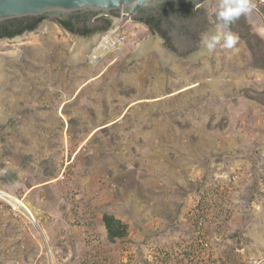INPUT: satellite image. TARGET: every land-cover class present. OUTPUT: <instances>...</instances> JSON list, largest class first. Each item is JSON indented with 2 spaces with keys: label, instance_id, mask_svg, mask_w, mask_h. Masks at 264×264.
Segmentation results:
<instances>
[{
  "label": "rangeland",
  "instance_id": "374dc122",
  "mask_svg": "<svg viewBox=\"0 0 264 264\" xmlns=\"http://www.w3.org/2000/svg\"><path fill=\"white\" fill-rule=\"evenodd\" d=\"M43 27L29 39L41 94L0 103V264H185L200 219L216 263L261 248L264 9L229 26L232 48L169 67L133 57L142 23L120 28L121 53L76 66L75 40ZM105 214L126 238L108 240Z\"/></svg>",
  "mask_w": 264,
  "mask_h": 264
},
{
  "label": "flooded vegetation",
  "instance_id": "af4514ba",
  "mask_svg": "<svg viewBox=\"0 0 264 264\" xmlns=\"http://www.w3.org/2000/svg\"><path fill=\"white\" fill-rule=\"evenodd\" d=\"M210 4L208 0L197 2L168 0L150 9L142 10L134 20H125L123 14L117 12L111 14L79 12L65 20L70 26H63L61 22L64 21L49 15L1 22L0 43L6 44L0 49V103L8 97L38 98L41 94L36 91V88L41 87V82L35 77L38 76L39 71L30 65L29 57H34L35 53L38 56L43 47L41 43L33 44L29 39L48 34L43 27L45 22L47 24L56 21L59 29L75 40L74 46L69 48L72 66L88 63L87 58H91L95 53L93 48L95 50L104 48L107 31L112 29L109 32V35H112L114 30L122 28L128 22L142 23L149 32V38L138 46L133 57L144 58L155 55L166 67L174 63L200 64L204 59H211L216 54V48L208 53L200 43L201 34H212L217 22L209 14ZM78 41L83 44L88 43L89 47L85 48V53L77 61L72 62V50L75 49ZM90 41L93 43L89 44ZM7 46L9 48H6ZM2 111L8 115L4 109Z\"/></svg>",
  "mask_w": 264,
  "mask_h": 264
},
{
  "label": "water",
  "instance_id": "95a60500",
  "mask_svg": "<svg viewBox=\"0 0 264 264\" xmlns=\"http://www.w3.org/2000/svg\"><path fill=\"white\" fill-rule=\"evenodd\" d=\"M171 1L197 2L200 0ZM163 2L168 0H0V23L45 15L65 21L69 16L79 12L102 14L117 12L122 13L125 20H134L142 10L150 9Z\"/></svg>",
  "mask_w": 264,
  "mask_h": 264
},
{
  "label": "built area",
  "instance_id": "2783aa9c",
  "mask_svg": "<svg viewBox=\"0 0 264 264\" xmlns=\"http://www.w3.org/2000/svg\"><path fill=\"white\" fill-rule=\"evenodd\" d=\"M255 2V3H254ZM251 2L256 10L258 6L264 9V0H254ZM112 31L110 29L107 35L104 37L106 41L103 44L104 48H108L107 54L105 57H102L100 62L106 58L108 55L114 52H122L123 45L125 43V36L119 35L118 32L120 28L113 33V35H109V32ZM95 52V49L93 48ZM89 56V55H88ZM93 57V56H92ZM101 58V57H100ZM87 61L92 64L91 60L87 58ZM99 62V63H100ZM208 225L206 221L200 219L195 223L194 226V236L191 239L190 246L191 248L186 249L185 253H183L185 264H264V236L261 239V248H257L255 251L245 252L239 251L240 255L236 254L235 258L226 259L223 263H216L215 256L213 253H210V247L212 246V239L208 236ZM245 252V253H244ZM244 253V254H243ZM182 258V259H183ZM182 264V263H181Z\"/></svg>",
  "mask_w": 264,
  "mask_h": 264
},
{
  "label": "clouds",
  "instance_id": "9594fccd",
  "mask_svg": "<svg viewBox=\"0 0 264 264\" xmlns=\"http://www.w3.org/2000/svg\"><path fill=\"white\" fill-rule=\"evenodd\" d=\"M254 7L251 0H219L214 32L201 34L200 43L203 48L208 53L213 52L217 45L232 48L238 37L229 30V26L241 15H250Z\"/></svg>",
  "mask_w": 264,
  "mask_h": 264
},
{
  "label": "trees",
  "instance_id": "16d2710c",
  "mask_svg": "<svg viewBox=\"0 0 264 264\" xmlns=\"http://www.w3.org/2000/svg\"><path fill=\"white\" fill-rule=\"evenodd\" d=\"M61 24L63 26H70V23L66 21L61 22ZM103 223L107 232V238L110 242H115L128 236V225L116 217L105 214L103 216Z\"/></svg>",
  "mask_w": 264,
  "mask_h": 264
},
{
  "label": "bare ground",
  "instance_id": "6f19581e",
  "mask_svg": "<svg viewBox=\"0 0 264 264\" xmlns=\"http://www.w3.org/2000/svg\"><path fill=\"white\" fill-rule=\"evenodd\" d=\"M115 32V30L113 31V33ZM113 35V34H112ZM85 43V42H84ZM93 42L92 41H90L89 42V44H92ZM88 44V43H87ZM87 44H83V43H80L79 41H78V43L76 44V46H75V49L74 50H72L73 52H72V62H75V61H77L79 58H80V56L82 55V54H84L85 53V48L88 46ZM89 47V46H88ZM91 48V47H90ZM142 50V49H141ZM140 50V51H141ZM204 51V50H203ZM87 52V51H86ZM137 52V51H136ZM159 52H161V51H159ZM88 56V55H87ZM86 57V56H85ZM164 57V56H163ZM82 58V57H81ZM4 59V58H3ZM1 60V59H0ZM164 61V60H163ZM100 62V61H99ZM98 62V63H99ZM97 63V64H98ZM92 64H95V63H93L92 62ZM1 77V76H0ZM0 82H1V78H0ZM7 115H5L4 114V112L1 110V107H0V123H4V121L7 119Z\"/></svg>",
  "mask_w": 264,
  "mask_h": 264
},
{
  "label": "crops",
  "instance_id": "0c3cea01",
  "mask_svg": "<svg viewBox=\"0 0 264 264\" xmlns=\"http://www.w3.org/2000/svg\"><path fill=\"white\" fill-rule=\"evenodd\" d=\"M205 50V49H204ZM144 56V55H143ZM135 58V57H134ZM6 115V114H5ZM47 248H48V259L49 258H51V259H53L54 260V258H53V255H52V253H51V251H50V247L47 245Z\"/></svg>",
  "mask_w": 264,
  "mask_h": 264
}]
</instances>
